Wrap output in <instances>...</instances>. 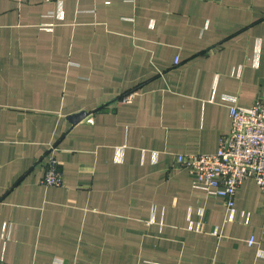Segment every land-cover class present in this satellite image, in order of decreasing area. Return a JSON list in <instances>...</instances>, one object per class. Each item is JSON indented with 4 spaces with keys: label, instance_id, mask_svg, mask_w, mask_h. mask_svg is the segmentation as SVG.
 <instances>
[{
    "label": "crops",
    "instance_id": "crops-1",
    "mask_svg": "<svg viewBox=\"0 0 264 264\" xmlns=\"http://www.w3.org/2000/svg\"><path fill=\"white\" fill-rule=\"evenodd\" d=\"M230 98L264 103V0H0V264H264L254 180L227 221L176 162Z\"/></svg>",
    "mask_w": 264,
    "mask_h": 264
},
{
    "label": "built area",
    "instance_id": "built-area-1",
    "mask_svg": "<svg viewBox=\"0 0 264 264\" xmlns=\"http://www.w3.org/2000/svg\"><path fill=\"white\" fill-rule=\"evenodd\" d=\"M178 57L174 58V64ZM129 95L122 97L128 99ZM230 128L222 135L214 153L179 154L176 162L193 175V186L207 194L220 197L226 209L227 221H243L244 213L235 209V194L244 179H253L264 193V103L256 101L244 107L230 98ZM42 183L50 186L63 185L58 162L49 157ZM255 243L253 235L246 241Z\"/></svg>",
    "mask_w": 264,
    "mask_h": 264
},
{
    "label": "water",
    "instance_id": "water-1",
    "mask_svg": "<svg viewBox=\"0 0 264 264\" xmlns=\"http://www.w3.org/2000/svg\"><path fill=\"white\" fill-rule=\"evenodd\" d=\"M83 116H84V113H78V114H75V115H70L68 117V119H69V121L71 123H75L76 121H78L79 119H81Z\"/></svg>",
    "mask_w": 264,
    "mask_h": 264
}]
</instances>
